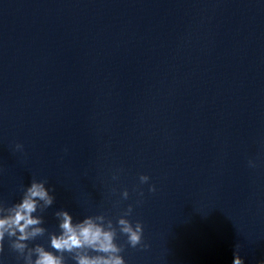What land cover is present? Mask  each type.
Wrapping results in <instances>:
<instances>
[{
	"label": "clouds",
	"instance_id": "9594fccd",
	"mask_svg": "<svg viewBox=\"0 0 264 264\" xmlns=\"http://www.w3.org/2000/svg\"><path fill=\"white\" fill-rule=\"evenodd\" d=\"M13 151L23 152L24 145L15 143ZM248 164L249 167L256 166L252 160H249ZM118 173L119 170L113 173V180L119 179ZM149 180L148 175L139 176L141 185L148 184ZM46 184V180L33 178L30 186L22 189L23 195L19 202L10 206L0 202V255L4 252V242L7 238L10 249L17 254V259L22 260L23 264H66V253L75 264H126L121 255L124 245L116 242L118 232L126 236V244L131 248L150 247L143 239V223L139 220L133 223L127 218L133 213L131 204L122 212L115 225L103 213L74 221L67 210L55 211L60 231L48 233L51 250H47L41 244L30 246L29 242L43 237L47 232L42 226L43 215L36 213H44L55 202L52 195L54 189L46 187ZM148 191L155 193L156 186L149 184ZM120 195L122 200H127L129 191L124 189ZM137 195L143 198L144 192L140 190ZM119 203L120 201L115 202L116 205ZM136 203L139 205L142 199H137ZM235 247L232 264H245L238 251L239 244ZM260 264H264V261Z\"/></svg>",
	"mask_w": 264,
	"mask_h": 264
}]
</instances>
